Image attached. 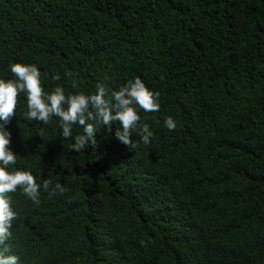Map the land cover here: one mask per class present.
I'll return each mask as SVG.
<instances>
[{
	"label": "trees",
	"instance_id": "obj_1",
	"mask_svg": "<svg viewBox=\"0 0 264 264\" xmlns=\"http://www.w3.org/2000/svg\"><path fill=\"white\" fill-rule=\"evenodd\" d=\"M8 62L36 65L46 93L110 98L137 77L160 104L138 113L148 145L100 128L75 153L18 95L13 168L41 186L39 204L9 193L19 264H264V0H0Z\"/></svg>",
	"mask_w": 264,
	"mask_h": 264
},
{
	"label": "clouds",
	"instance_id": "obj_2",
	"mask_svg": "<svg viewBox=\"0 0 264 264\" xmlns=\"http://www.w3.org/2000/svg\"><path fill=\"white\" fill-rule=\"evenodd\" d=\"M15 6L8 4L5 11L14 22L21 18L23 9L19 3ZM9 74H12V79ZM40 76L36 65L26 63L8 62L0 72V264H19L18 256L7 254L10 247L6 242L12 235L10 229L16 218L9 193L19 189L33 204L40 203L41 186L35 182L31 172L13 168L19 156L10 147L12 136L9 127L12 129L18 95H23L26 106L22 118L42 122L43 125H47L53 117L57 118L60 135L72 141L67 149L75 153L89 145L95 146L94 133L100 128L112 132L115 139L126 147L137 146L131 139L133 133L140 137L143 145H148L153 132L146 123L141 122L138 113L140 110L145 113L157 112L160 107L159 94L146 88L137 77L125 81L118 90L111 92L110 98H106L105 87L101 84H97L95 92L91 94L76 92L65 95L64 89L59 86L46 93L42 90ZM72 87H77L75 80ZM114 122L118 123V127L113 132ZM74 125L80 127L76 135H73ZM163 126L171 131L176 123L169 116L163 120ZM43 188L48 190L47 181ZM65 191L60 183H56L49 195H63Z\"/></svg>",
	"mask_w": 264,
	"mask_h": 264
}]
</instances>
